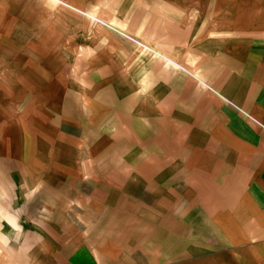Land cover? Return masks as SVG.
Here are the masks:
<instances>
[{"label": "crops", "instance_id": "0c3cea01", "mask_svg": "<svg viewBox=\"0 0 264 264\" xmlns=\"http://www.w3.org/2000/svg\"><path fill=\"white\" fill-rule=\"evenodd\" d=\"M197 72L243 198L136 154L134 113ZM0 264H264V0H0Z\"/></svg>", "mask_w": 264, "mask_h": 264}, {"label": "rangeland", "instance_id": "374dc122", "mask_svg": "<svg viewBox=\"0 0 264 264\" xmlns=\"http://www.w3.org/2000/svg\"><path fill=\"white\" fill-rule=\"evenodd\" d=\"M205 83L197 72L183 82L181 105L136 111L134 148L146 158L145 166L166 170L167 180L199 199H240L255 155L227 135L219 116L221 96Z\"/></svg>", "mask_w": 264, "mask_h": 264}]
</instances>
